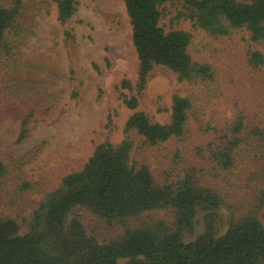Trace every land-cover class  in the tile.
I'll return each instance as SVG.
<instances>
[{"label":"rangeland","instance_id":"1","mask_svg":"<svg viewBox=\"0 0 264 264\" xmlns=\"http://www.w3.org/2000/svg\"><path fill=\"white\" fill-rule=\"evenodd\" d=\"M77 2L74 14L61 24L54 0H24L19 24L28 29L26 35L10 56L0 49V158L6 167L0 181V216L17 218L20 233L27 231L25 221L43 194L62 176L81 168L96 144L122 140L126 119L135 109L153 121L166 122L174 94L194 100L182 138L149 144L141 135L132 134V156L146 163L159 182L174 167L176 151L181 154L179 167L205 166L199 147L225 130L239 110L248 122L264 125V65H248L245 32L212 37L189 17L178 14L184 11L182 0L165 2L160 25L165 31H189L191 57L210 63L215 78L210 82L180 80L168 67L156 65L138 94V105L130 109L123 96L137 92L138 57L124 1ZM65 29L73 32L72 40H65ZM257 47L264 52V44ZM123 79L132 88L123 87ZM31 110L26 135L20 139L22 120ZM210 172L204 177L224 196L219 216L226 226L232 217L254 207V193L264 183V150H241L231 169ZM73 212L100 240L117 236L126 226L154 219L172 221L165 208L144 211L125 225L108 224L80 206ZM205 212H198L193 235L202 231Z\"/></svg>","mask_w":264,"mask_h":264},{"label":"trees","instance_id":"2","mask_svg":"<svg viewBox=\"0 0 264 264\" xmlns=\"http://www.w3.org/2000/svg\"><path fill=\"white\" fill-rule=\"evenodd\" d=\"M57 19L65 24L74 14L77 0H54ZM131 24V39L138 57L134 95H124L130 109L138 105L149 72L164 65L180 80L210 82L214 67L191 57V33L160 25L161 5L173 0H123ZM184 14L212 37L248 35L247 62L252 68L264 65V0H182ZM24 0H0V49L11 55L28 30L19 24ZM25 32V33H24ZM65 40H72L70 29ZM123 87L132 88L128 79ZM194 105L189 95L174 94L170 118L153 121L135 109L126 119L124 137L118 143L104 140L81 166L62 176L45 192L25 221L0 216V264H264V183L254 193L252 209L232 217L224 226L219 209L225 202L217 186L204 177L207 170L228 171L241 150H264V125L247 121L238 111L233 122L217 133L198 152L206 165L179 167L181 154L174 153L169 176L156 181L150 167L132 156V134L149 144L182 138L188 114ZM32 110L22 120L19 138H24ZM6 172L0 158V181ZM84 207L108 224L125 225L127 219L151 209H168L171 223L154 219L126 226L115 237L100 240L87 231L75 207ZM200 210L203 229L196 235ZM193 235V236H192ZM191 236V237H189Z\"/></svg>","mask_w":264,"mask_h":264}]
</instances>
